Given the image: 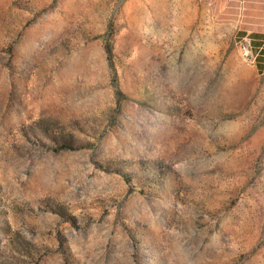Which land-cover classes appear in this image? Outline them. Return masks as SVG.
Here are the masks:
<instances>
[{
  "label": "rangeland",
  "instance_id": "1",
  "mask_svg": "<svg viewBox=\"0 0 264 264\" xmlns=\"http://www.w3.org/2000/svg\"><path fill=\"white\" fill-rule=\"evenodd\" d=\"M0 264H264V0H0Z\"/></svg>",
  "mask_w": 264,
  "mask_h": 264
},
{
  "label": "built area",
  "instance_id": "2",
  "mask_svg": "<svg viewBox=\"0 0 264 264\" xmlns=\"http://www.w3.org/2000/svg\"><path fill=\"white\" fill-rule=\"evenodd\" d=\"M241 46L243 47V53L245 56H249L250 55V58L252 61H256V58H257V53H254L253 52V46L251 44V40L250 38L247 39V43H243L241 42Z\"/></svg>",
  "mask_w": 264,
  "mask_h": 264
},
{
  "label": "trees",
  "instance_id": "3",
  "mask_svg": "<svg viewBox=\"0 0 264 264\" xmlns=\"http://www.w3.org/2000/svg\"><path fill=\"white\" fill-rule=\"evenodd\" d=\"M250 40H251V43H253V39L250 38ZM105 47H106L107 52H108L109 54H111V53H112V46H111V44H110L109 42H106ZM257 56H258V54H257ZM256 59H257V58H256Z\"/></svg>",
  "mask_w": 264,
  "mask_h": 264
}]
</instances>
